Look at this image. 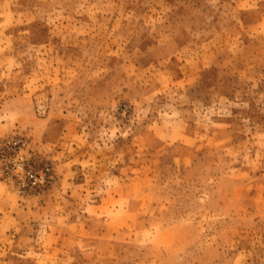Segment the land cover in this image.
<instances>
[{
  "label": "rangeland",
  "instance_id": "374dc122",
  "mask_svg": "<svg viewBox=\"0 0 264 264\" xmlns=\"http://www.w3.org/2000/svg\"><path fill=\"white\" fill-rule=\"evenodd\" d=\"M0 264H264V0H0Z\"/></svg>",
  "mask_w": 264,
  "mask_h": 264
},
{
  "label": "built area",
  "instance_id": "2783aa9c",
  "mask_svg": "<svg viewBox=\"0 0 264 264\" xmlns=\"http://www.w3.org/2000/svg\"><path fill=\"white\" fill-rule=\"evenodd\" d=\"M0 148V176L19 195L44 192L50 181L49 164L28 160L27 143L21 136L7 139Z\"/></svg>",
  "mask_w": 264,
  "mask_h": 264
}]
</instances>
